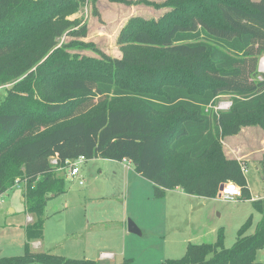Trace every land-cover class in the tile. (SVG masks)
Here are the masks:
<instances>
[{"label": "trees", "instance_id": "trees-1", "mask_svg": "<svg viewBox=\"0 0 264 264\" xmlns=\"http://www.w3.org/2000/svg\"><path fill=\"white\" fill-rule=\"evenodd\" d=\"M131 4L133 0H111ZM85 0H0V79L10 82L0 103V194L26 180L22 255L0 264H130L35 252L44 236L49 199L66 192L52 165L80 155L131 161L153 183L154 196L182 188L221 196L234 181L262 214L239 228L231 247L220 228L213 243L190 242L180 258L155 264H262L264 197L253 199L242 162L227 157L222 139L247 125L264 128V0H165L158 20L131 17L112 57L86 37L82 19H68ZM93 7L96 0H92ZM71 35L60 44V38ZM91 48L98 56L71 53ZM232 95L229 110L207 107ZM264 180V158L262 160Z\"/></svg>", "mask_w": 264, "mask_h": 264}, {"label": "rangeland", "instance_id": "rangeland-1", "mask_svg": "<svg viewBox=\"0 0 264 264\" xmlns=\"http://www.w3.org/2000/svg\"><path fill=\"white\" fill-rule=\"evenodd\" d=\"M133 1L126 4L96 0L94 7L92 0L80 3L76 10L66 16L68 19H82V23L86 22L88 25L87 36L76 37L75 40L93 42L112 57H121L118 37L122 27L131 17L158 20L170 10L167 5H162L165 0ZM71 38L74 37L62 36L60 44ZM70 52L98 56L91 48ZM263 58L264 53L259 59L258 79H262L264 74ZM10 87V82L0 79V103L6 98ZM231 105L232 95L221 94L216 103L207 109L221 112L229 110ZM222 145L227 157L238 156L242 162L252 197H264V128L257 125L244 126L239 133L226 135L222 139ZM127 164L129 169L124 167V162H112V159L96 157L79 164L84 184L79 182L77 176L65 175L66 192L51 197L46 206L45 224L49 232L55 231L59 226L74 227L75 224L86 222V215L93 209L106 210L107 220H100L98 227L111 230L115 244L126 245L128 254L133 255L129 256L130 264H155L162 260L157 257V260L148 259L150 256L146 254L150 252V248L158 249L162 255H169L170 258H180L184 255V251L179 252L183 239L192 238L195 243H213L217 240L220 228L225 230V246L231 247L237 239L239 228L250 216H253V225L248 233L254 232L262 218L252 201L242 197L235 200L220 195L208 198L171 190L163 198L155 197L151 182L139 175L131 177L134 163ZM27 220L28 215L24 211L20 190L12 187L0 204V257L24 253V249L19 251L16 246H21L25 241L24 228ZM129 220L135 222L143 234L129 231L125 239L120 231L118 235V225L128 227ZM80 231L76 227L75 243H79L83 238L84 232L78 233ZM257 260L264 264V247L258 251ZM118 261L122 260L118 258Z\"/></svg>", "mask_w": 264, "mask_h": 264}, {"label": "crops", "instance_id": "crops-1", "mask_svg": "<svg viewBox=\"0 0 264 264\" xmlns=\"http://www.w3.org/2000/svg\"><path fill=\"white\" fill-rule=\"evenodd\" d=\"M230 158H235L239 160L238 156L230 157ZM115 161L117 160H112V162H115ZM117 162H124V167L126 169L130 168L129 164L127 163H132L131 161H127V160L117 161ZM256 166L260 167L259 165H256ZM130 175L131 177L133 175L141 176L135 170V166H134V172H132ZM151 184L153 186L152 182ZM18 190H20L21 200L23 202L24 211H25L24 195H23L24 190L23 189H18ZM171 191L179 192L182 194H187L180 187L173 189ZM253 199L255 198L253 197ZM11 211H14V209H11ZM25 213L28 215L27 224H29L33 221L34 215L31 213H27L26 211ZM107 215H108V212H106V210L93 209L90 211L89 215H86V222L80 223L78 225L75 224L74 227L59 226L55 231H50V232L47 229V225L45 224L47 220V218H45L44 236L41 239L31 241L30 243L31 249L35 252L48 251L54 254L63 255L68 258H89V259L110 262V263L122 262L124 259H127L129 258V256H133V255L128 254L126 245L120 246L121 244L114 243V234H110V232H112L111 230L98 227V222L100 220H107V217H106ZM76 227L79 228V231L82 230L85 234L84 235L82 231L78 232V233H82L83 235V238L79 241V243H75L77 242L75 239ZM119 231L121 232V235L123 233L124 239L128 237L127 235L129 233V229L127 225H122V224L118 225V235H119ZM24 235H25V241L22 243L21 246L20 244L16 246L17 250L19 251L20 249L25 250V242H26L25 228H24ZM130 237L133 240L132 236ZM190 242H192V238L183 239V241L180 243L181 247H179V252L184 251V254H185L187 245ZM106 245L108 247H105ZM113 245H117V246H113ZM105 253L111 254V257L109 258L105 257L104 256ZM146 256H150V258L148 259H150L151 261L157 260L155 259L156 257L162 261H164L167 258H170L168 257L169 255H164V254L162 255L161 251L155 248L154 249L150 248V252L146 254ZM118 258L121 259L122 261H118ZM153 262H157V261H153Z\"/></svg>", "mask_w": 264, "mask_h": 264}, {"label": "built area", "instance_id": "built-area-1", "mask_svg": "<svg viewBox=\"0 0 264 264\" xmlns=\"http://www.w3.org/2000/svg\"><path fill=\"white\" fill-rule=\"evenodd\" d=\"M86 156L80 155L76 158H70L67 159L64 162V165H59L57 158H52L51 163L54 166H57V169L61 172H63L66 176H77L80 179V183L83 184L84 181L81 178V168L79 166L80 163L84 162L86 160ZM26 186V180L17 179L13 185L16 189H25ZM9 191H6L4 193L0 194V204L3 203V197L5 194H7ZM221 196H225L230 200L239 199L242 197V189L241 187L236 184L235 182H228L223 186V190H221ZM105 257L109 258L111 257V254H104Z\"/></svg>", "mask_w": 264, "mask_h": 264}, {"label": "water", "instance_id": "water-1", "mask_svg": "<svg viewBox=\"0 0 264 264\" xmlns=\"http://www.w3.org/2000/svg\"><path fill=\"white\" fill-rule=\"evenodd\" d=\"M221 190H223V186H221ZM128 229L132 233H136V234H140V235L142 234L141 229L132 220H129V222H128Z\"/></svg>", "mask_w": 264, "mask_h": 264}, {"label": "bare ground", "instance_id": "bare-ground-1", "mask_svg": "<svg viewBox=\"0 0 264 264\" xmlns=\"http://www.w3.org/2000/svg\"><path fill=\"white\" fill-rule=\"evenodd\" d=\"M262 67L264 68V58L262 59Z\"/></svg>", "mask_w": 264, "mask_h": 264}]
</instances>
